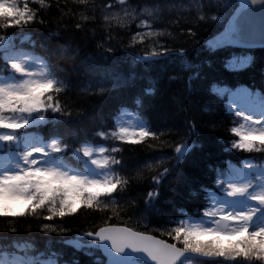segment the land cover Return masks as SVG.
Masks as SVG:
<instances>
[{"label": "snow or ice", "instance_id": "6c2138e0", "mask_svg": "<svg viewBox=\"0 0 264 264\" xmlns=\"http://www.w3.org/2000/svg\"><path fill=\"white\" fill-rule=\"evenodd\" d=\"M75 3L83 8L69 9L61 0H35V4L0 0V264H79L75 257L57 259L62 253L52 249L53 243L95 257L94 264H264V94L216 84L211 89L214 95L201 93L199 80L210 59L193 64L183 43L187 39L199 45V27L215 24L211 38L202 45L209 57L227 53L222 62L229 70L252 66L253 55H235L230 49H264V0ZM66 9L73 16L78 13L79 19L70 23ZM185 14L195 21L194 26L174 29L175 34L168 31L180 25ZM51 15L59 21L56 31L49 32L51 45H41L39 55L23 50L16 34L45 26ZM97 17H102L106 34L96 47L104 50L100 55L105 59V53L118 50L110 43L111 33L135 24L139 30L127 47L119 49L132 63L155 72L157 82L165 78L166 62L178 63L181 72L191 73L182 90L156 94L147 88L137 94L133 103L141 115L135 124L119 119L110 123L102 115L104 97L129 83L119 76L89 80L82 89L97 98L87 114L91 128L83 126L84 113H74L67 100L61 102L86 66L77 61L79 46H73L74 37L68 33L85 31L83 21ZM96 35L93 30L84 38L93 40ZM145 41L148 46L137 51L135 46ZM260 71L264 76V67ZM146 103L171 119L172 126L153 128L142 112ZM201 107L209 116L223 111L232 117V126L226 130L233 138L218 141L222 151L240 154V161L226 160L224 168L209 165L213 184L211 188L200 185L205 204L195 215L180 209L179 218L153 226L149 217L157 210L162 190L174 191V183L190 186L198 179L181 169L193 151L202 147L196 138L204 128L215 130L223 123L198 122L196 109ZM42 128L47 129L46 135L40 134ZM129 145L146 146L152 154L129 169L125 158ZM251 153L261 155L258 160L245 155ZM145 179L152 187L137 214L128 192ZM89 211L99 216V223L77 229L70 237L73 229L65 225V218L75 220L78 213L83 216ZM84 222L88 223L87 218ZM33 226L45 240V249L36 244ZM24 231L28 236L21 242L18 236ZM205 236L214 239H202Z\"/></svg>", "mask_w": 264, "mask_h": 264}, {"label": "trees", "instance_id": "16d2710c", "mask_svg": "<svg viewBox=\"0 0 264 264\" xmlns=\"http://www.w3.org/2000/svg\"><path fill=\"white\" fill-rule=\"evenodd\" d=\"M32 2L35 4V0H32ZM61 2L67 3L69 9L73 7L83 8L82 5L76 4L75 0H61ZM91 2L99 4L101 0H91ZM104 2L115 3V0H104ZM69 9H66V11H69L67 19L70 23H74L76 19H79V14L77 13L73 16ZM58 22V17L56 15H51L49 19L46 20L45 26H37L33 29L18 32L16 34L17 43L20 44L25 51H32L36 55L41 54V45H51L52 38L50 37L49 32L56 31V25ZM83 23L86 26L85 31L77 29L72 33H68V35L74 37L72 41L73 46H79V56L77 61H84L86 66L81 67L79 73L74 78L75 87H73V90L65 96L61 102L64 103V100H67L68 103L74 106V113L82 112L85 114V120L83 123L84 127H92L87 119V114L93 111V106L97 103L96 97L82 90L89 80L97 81L102 78L110 79L113 76H119L129 82L127 86L110 92L102 101V115L105 120L110 123H115L114 118H116L119 110L122 109L121 105H123V108L131 109L141 115V110L136 107L133 100L134 97L143 92L144 89L153 88L156 94H159L160 92H165L167 94L173 91L182 90L185 87L187 77L191 75V73L181 72L178 63L166 62L165 78L157 82L155 79V72L146 71L142 63H132L131 58L126 57L125 53L122 50H119L123 47H127L132 34L139 30L135 24H132L129 29H126L123 32L111 33L114 39L110 43L116 44L118 50L113 54L105 53L108 57L105 59L100 55L104 50L96 47L97 42H99L106 34L102 17L83 21ZM194 24L195 21L188 18L187 14H185V18L181 20L180 25L169 27L168 31L175 34L174 29H186L187 27L194 26ZM215 27V24L199 27V45L194 44L187 39L183 41L184 46L187 49L186 55L193 64H200L202 61L210 59V63L204 65L203 73L199 80L198 88L201 93L214 95V93H211V89L213 85L216 84L219 87L226 86L231 89L247 87L253 91H258L261 94H264V76L261 75L260 71L261 68L264 67V49L259 47L254 49H230L235 55H253L255 57V63L242 70L226 69L223 66L222 60L223 57L227 56V53L220 52L215 56L209 57L207 49L202 47L205 39L211 38V34L215 31ZM93 30L97 33L95 39L86 40L84 38L85 35H90ZM146 46H148L147 41H145L144 45H136L135 48L137 51L142 52ZM171 46L175 47L176 45L172 44ZM174 75H180L182 79L179 81H169L167 79L169 76ZM61 95L63 96V94ZM149 95L151 96V94ZM215 103L222 108L219 100L215 101ZM142 112L150 121L153 128L163 129L170 127L173 124L171 119L156 112L150 103H146ZM196 113L198 116V122L201 124L210 119L222 120L223 123L215 130L204 128L202 135L196 138L199 142H202V147L193 151L192 155L187 158V161L181 164V169L186 174L195 173L198 176V179L190 186L179 182L174 183L172 185L174 191L162 190V195L156 202L157 210L149 217L153 226L165 224L170 218H179L181 215L179 211L180 209H184L189 214L195 215L196 209L198 207H203L205 204V200L203 199L204 193L200 191V185L203 184L211 188L213 184L214 173L209 168V165L224 168V162L226 160L234 163L240 161V154L222 151V144L218 141L219 137H223L224 139L233 138L226 130L232 126V117L223 111H218L213 116H209L203 113L202 107L197 108ZM39 132L41 135H46L47 129L42 128ZM125 149V158L129 169H133L139 162L152 154V150L147 149L146 146L143 145H129L125 146ZM165 151L171 153L172 149L167 148ZM245 155L255 156L258 160L261 154L251 153ZM194 165H198V168L194 167ZM145 175H147V173H145ZM151 187L152 185L150 181L145 179L139 185L132 187L128 192V196L136 202L134 207L137 214L143 209V198L147 195V192L151 190ZM193 192H195V195H193ZM81 211H83V209H81ZM77 217L78 218L75 220L65 218V225L70 226L73 229V231L68 234L70 237L76 235L77 229L83 231L91 228L93 222L99 223V216H94L91 211L85 212L83 216H80L78 213ZM121 217H123L124 220H127V217H125L123 213H121ZM85 218L88 220L87 224L84 222ZM113 220L121 222L116 220L115 217H113ZM134 222L135 220L133 223ZM2 228L3 225L0 224V229ZM31 234L36 237V244L38 246L43 245L41 249H45V240L41 237L40 233L35 230V226H33ZM27 236L28 233L24 231L19 234L18 239L24 241ZM202 239L210 240L214 239V237L205 236L202 237ZM55 245L57 246V249L61 244L53 243L51 247ZM62 247H59V251L62 253V256H60L59 259L71 260L75 257L78 258L79 264H94L95 257L84 255L82 252H75L71 246L62 244ZM101 258L104 259L102 256Z\"/></svg>", "mask_w": 264, "mask_h": 264}, {"label": "rangeland", "instance_id": "374dc122", "mask_svg": "<svg viewBox=\"0 0 264 264\" xmlns=\"http://www.w3.org/2000/svg\"><path fill=\"white\" fill-rule=\"evenodd\" d=\"M238 88H240V87H238ZM233 90H235V88H233ZM138 116H139V114L137 112H135V111H133L131 109H128V108H122V109L119 110V113L116 116L115 123L117 122V119H119V120H122L125 124H135L136 119H137ZM21 242H23V240ZM42 246L43 245L39 246L40 249H41ZM56 247L57 246L55 245V246L52 247V249L59 251V247H62V244L57 249H56ZM7 251L11 252L12 249H8ZM98 254H100V253L97 252V255ZM57 259H59V257H57Z\"/></svg>", "mask_w": 264, "mask_h": 264}]
</instances>
